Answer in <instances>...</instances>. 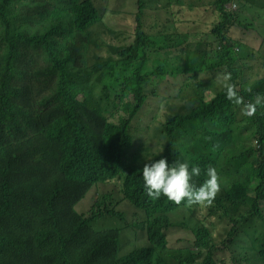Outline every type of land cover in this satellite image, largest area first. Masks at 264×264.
<instances>
[{
  "label": "clouds",
  "instance_id": "1",
  "mask_svg": "<svg viewBox=\"0 0 264 264\" xmlns=\"http://www.w3.org/2000/svg\"><path fill=\"white\" fill-rule=\"evenodd\" d=\"M23 2L0 0V18ZM234 4L173 0L161 33L127 5L122 31L91 9L71 17L82 62L45 94L20 78L0 118V264L264 258V51ZM117 57L145 78L124 109L105 91L110 73L92 70Z\"/></svg>",
  "mask_w": 264,
  "mask_h": 264
},
{
  "label": "trees",
  "instance_id": "2",
  "mask_svg": "<svg viewBox=\"0 0 264 264\" xmlns=\"http://www.w3.org/2000/svg\"><path fill=\"white\" fill-rule=\"evenodd\" d=\"M125 0H24L16 11L4 13L0 18V118L9 115L17 105L19 79H29L37 94L51 91L61 72L68 66L75 69L74 61L82 60L76 54L82 41L78 30L69 28V21L84 9H91L117 31L122 23L117 20V10L125 6ZM264 0H243L240 10L233 18L258 35L264 32ZM140 27L154 28L159 33L167 28L172 12L171 0H136ZM249 10V12H247ZM254 22H262L255 25ZM205 24V21H201ZM134 56L143 65L145 57L139 50L122 46L118 54ZM124 61L117 57L92 66V70L109 72L106 93L112 102L124 109L128 106L127 92L134 85L137 74L122 70ZM116 76V77H115ZM124 86V90L118 88ZM150 91L149 96H154ZM157 200L146 206V212L157 209ZM264 264V258L255 263ZM143 264V263H137ZM145 264V263H144ZM244 264V263H242Z\"/></svg>",
  "mask_w": 264,
  "mask_h": 264
},
{
  "label": "rangeland",
  "instance_id": "3",
  "mask_svg": "<svg viewBox=\"0 0 264 264\" xmlns=\"http://www.w3.org/2000/svg\"><path fill=\"white\" fill-rule=\"evenodd\" d=\"M125 5L129 6L130 8H133L134 10L137 9V5H136V0H125ZM173 2V0H171V3ZM243 0H235V4L231 7V9L229 11H231L234 16H236L240 10V6L242 5ZM174 6L171 5V8H173ZM264 5L261 4V8H263ZM247 12H249V10H247ZM206 14L208 16H212L213 14V9H207L206 10ZM207 18H203V21H207ZM255 25H261L262 22H254ZM264 24V23H263ZM256 45L259 49L264 51V32L258 31V40L256 42ZM97 73H101L100 70H97ZM116 77V76H115ZM262 108L264 109V106H262ZM254 264L255 260L254 259H246L243 262H241L240 264ZM257 264H261V262H258Z\"/></svg>",
  "mask_w": 264,
  "mask_h": 264
}]
</instances>
